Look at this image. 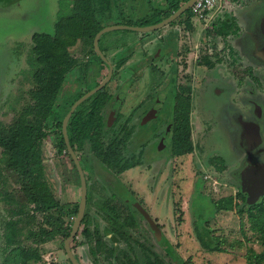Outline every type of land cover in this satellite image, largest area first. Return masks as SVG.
Here are the masks:
<instances>
[{
	"label": "rangeland",
	"instance_id": "374dc122",
	"mask_svg": "<svg viewBox=\"0 0 264 264\" xmlns=\"http://www.w3.org/2000/svg\"><path fill=\"white\" fill-rule=\"evenodd\" d=\"M73 1L15 0L7 8L2 10L0 8V130L11 127L28 133L31 126L37 128L38 122L31 120L30 116L26 117L24 112L25 107L32 103L30 91L34 88L32 67L29 64L31 35L36 32L53 34L57 12L59 10L66 12ZM239 1L221 0V4L208 15L207 21H196L197 23L193 24L191 18V29L185 28L183 23L185 15H182L171 24L147 35L130 29H116L103 33L100 40L102 48L109 49L114 47L116 41L126 42L129 40L128 46L118 53L114 50H109L106 53L110 62L113 63L117 57L131 51V56L125 64V72L119 70L122 71L120 75L114 77L108 85L110 90H113L118 81L126 79L130 75L134 61L141 57L144 59V51L155 49L156 39L158 41L169 35L177 34V48L173 50L170 57L171 60L176 59L178 65H170L168 71L166 62L167 65L164 69L168 71V75L176 76L175 87L181 95H189L192 98L189 117L193 149L187 154L169 159L168 157L164 158V155L170 152L169 147L168 149L166 147L165 151H155L159 131H163L169 119L172 118L171 86L173 84L171 82L167 87L163 86L168 79L166 75L161 82L163 85L160 83L158 85L155 82V87L152 88L154 92L161 90L166 93L165 99L161 101V111L154 118L161 124L154 135L156 138L151 142L146 141L145 130L137 127L124 149L125 157H129L131 154L136 156L138 150L144 152V154L137 155L142 166L130 168L131 170H128L131 172L126 170L124 171L126 173L115 177L91 154L89 148L85 147L83 150L76 151V154L81 158L85 174L87 173V187L92 194L89 213L77 232L76 241L82 239L81 229L85 225L92 226L93 223L99 226L105 240L110 241L113 230L111 223L103 217L106 210L108 213L116 215L118 220L126 226L137 223L138 226L132 230V234L138 239L148 240L152 248L169 261H175V258L172 257V253L175 251L177 254L180 253V256L190 255L192 260L188 261L189 264H248L251 258L261 252V241L259 234L252 228L251 215L264 212V196L257 200L256 203H259V206L250 208L252 205H249L246 196L240 193L238 172L245 165L244 153L238 152L236 148L228 149L227 146H224V144L227 145V141H238V127L232 125L230 127L232 130L229 129L231 132L223 137L221 142L223 145H218L212 139L210 130L209 114L212 111V104L209 102L213 99V95L207 100L208 109L205 112L198 106L200 99L198 74L201 69L199 65L203 57L213 58L215 54L212 56L211 52H216V49L222 45L219 38L206 37L205 32L211 30V25L217 24L218 19L231 14L230 8L235 7L236 2L239 3ZM163 3V0H114V6L110 8L108 16L102 17V24L104 26L121 25L127 20L130 23H136L142 17L152 19L155 17L152 12L163 7ZM258 11L261 9L259 8ZM254 14L258 17V13ZM62 39L72 45L69 53L73 57L79 56L78 58L82 60L86 58V55H89V57L93 56L99 60L96 54L94 56L90 45L79 44L80 40H74L67 36H63ZM156 63L158 64L159 61ZM160 65L162 66V63ZM91 70L90 81L96 77ZM104 71L105 68H102L100 79ZM145 72L146 70L143 75ZM77 73L83 74L81 70L78 72L77 68L67 74L58 97L56 110L59 109L57 117L60 121L69 107L70 99L67 98V94L70 89H75L77 86L71 83L73 75ZM123 90L126 92V99L122 106L124 116L131 112L137 101L142 99L147 88L130 83L129 87ZM136 123L139 124L137 118L134 117L132 124ZM41 128L45 134L42 135L35 148L37 165L34 170V184L46 204L50 205V215L56 217L58 215L57 203H63L66 208H71L74 203L79 202L80 180L67 151L57 152L54 143L56 138H59L60 130L55 122L48 120ZM147 150L150 151L147 153ZM217 154L226 159L224 167H221L218 162L215 164L209 162V159L217 157ZM252 155L254 159L262 160L264 158V152H252ZM0 191L9 193L14 199V202L9 205L0 200V264H3L2 259L6 245L5 220L10 215L9 209L13 214L17 213L16 209L24 198L17 182V175L6 168L4 164L1 148ZM137 204L147 211L158 228L149 224L142 213L139 214L136 211ZM29 213H31L30 210ZM191 213L196 220L197 230L201 237L205 236V228H207L205 223L209 222V227L214 229V237L219 241L223 252H208L201 247L191 230ZM36 215L38 219H42L40 213ZM24 217L26 220V216ZM63 218L65 223L71 221V216L68 214H63ZM17 226L22 230L27 228V224L23 220ZM154 228L158 230L155 231ZM178 229L184 230L181 234L183 239L179 242L176 235L179 233ZM76 241L71 242V247L82 264H108L102 257H97L94 262L88 252L87 245H78ZM21 242L23 245H30V242L23 237ZM118 245L124 247L121 242H118ZM168 245L172 247L171 250L167 249ZM42 250L43 256L38 263L69 264L62 249L61 236L58 235L52 242L44 244ZM136 251L139 254V250L136 249ZM167 252L171 254V257L165 255ZM112 263L115 264L114 259H112ZM28 264H36V262L30 261Z\"/></svg>",
	"mask_w": 264,
	"mask_h": 264
},
{
	"label": "trees",
	"instance_id": "16d2710c",
	"mask_svg": "<svg viewBox=\"0 0 264 264\" xmlns=\"http://www.w3.org/2000/svg\"><path fill=\"white\" fill-rule=\"evenodd\" d=\"M112 1L74 0L66 12L60 10L57 12L53 34L36 32L31 36L32 45L29 64L32 67L34 88L30 91L32 103L25 107L24 112L26 117L30 116L31 120L37 121L38 126L37 128L31 126L28 133L11 127L0 130V148L2 149L4 164L6 168L17 175V182L24 198L16 209L17 213L13 214L12 210L9 209L10 215L5 220L6 245L2 259L3 264H28L30 261L40 264L38 262L43 256L42 246L52 242L58 235L62 237L63 249V240L70 232L71 224L78 209V202L74 203L71 208H66L63 203H57L58 215L56 217L50 215V205L46 204L34 184V170L37 165L35 148L42 135L45 134L41 130L42 125L48 120H52L60 130L59 138H56L54 143L57 152L66 151L61 132V121L57 117L56 107L66 76L76 66L77 60L69 53L71 44H68L62 37L67 36L74 40H82L86 45H90L91 51H94L93 38L104 27L101 19L108 15ZM163 1V7L152 12L155 16L152 19L142 17L136 23H130L127 20L123 24L144 26L157 23L168 17L187 0ZM182 15H185L183 22L185 28L191 29V9L186 10L180 16ZM230 26L231 23L224 21L218 27L213 26L211 30L206 32L213 37L222 33L226 35L231 28ZM102 36L103 34L99 37V45ZM124 42L120 41L115 46L124 45ZM169 45L172 49L176 47L175 42H171ZM106 49L101 47L103 51ZM171 81L173 84L171 86L173 106L169 145L170 156L174 157L191 152L193 145L189 117L191 97L181 95L175 87L174 78ZM80 95L79 93L76 97ZM107 100L108 96L104 89H101L83 101L69 118L67 136L75 151L88 147L106 169L118 175L128 168L139 165L140 160L134 155L124 157L121 154L131 134V128H124L122 136L117 132L111 133L103 129L102 110ZM240 193L242 194L241 191ZM0 200L7 205L14 202L13 197L3 191H0ZM91 200L92 194L90 189L87 188L86 209L80 227L89 213ZM257 206H259V203H255L250 208ZM26 209H29L31 213ZM37 213H40L41 220L37 218ZM63 214L71 216L69 223H65ZM24 216H26V220H24ZM103 217L112 226V234L108 229L111 234L110 241L105 240L103 232L96 223H93L92 226L85 225L81 229V240L76 241L77 233L73 239L78 245H87L88 252L93 257L94 262L97 257H102L108 264H113L112 259L115 260V264H189L188 260H181V258H178L177 262L166 260L152 248L148 240L136 238L132 234V230L137 228V223L126 226L118 220L116 215L110 214L106 210ZM22 220L27 224L25 230L17 226ZM193 223L196 237L202 248L208 252H223L219 241L214 237V229L209 227V222L205 223L207 228H205L204 237L199 234L195 219ZM251 223L252 228L259 234L262 250L251 258L248 264H262L264 263V212L252 214ZM22 237L29 241L30 245H23L21 242ZM118 242L123 243L124 247H119ZM136 249L139 250V254ZM74 255L79 260L78 256ZM165 255L171 257L168 252Z\"/></svg>",
	"mask_w": 264,
	"mask_h": 264
},
{
	"label": "flooded vegetation",
	"instance_id": "af4514ba",
	"mask_svg": "<svg viewBox=\"0 0 264 264\" xmlns=\"http://www.w3.org/2000/svg\"><path fill=\"white\" fill-rule=\"evenodd\" d=\"M14 1L15 0H0L1 10L7 8L9 4L11 2L13 3ZM258 1V3H256V0H240L239 3L236 2V6L230 8V10H232L231 14H227L226 17L218 19L217 24L211 25V28H213V26L218 27L220 23L222 24V22L224 21L231 23V28L228 34L225 35V33H222L213 37L212 35L205 32L206 37H212L213 39L219 38V40L222 42V45L221 47L216 49V52H211V55L215 54V56L212 55L213 58L209 59V56L206 58L203 57V60H201V63L199 65V68L201 67L200 74H198V87L200 96L198 106L202 111L205 112L208 109L207 100L210 98V96L213 95V99H211L209 102L210 104H212V111L209 114L212 139L215 140L218 145L222 144L221 142L223 140L224 135H227L229 134V132H231L229 131V129H231L230 127L232 125H236L238 127V141H227V145L224 144V146H227L228 149L236 148L238 149V152L244 153L245 165L242 169H244L250 164H254L255 162H264V158L262 160L254 159L252 155V152H264V0ZM220 4L221 3H219V5ZM249 7H251V9H249ZM259 8L261 9V11H258ZM254 13H258L257 21L254 19ZM191 18L194 22L193 16ZM243 22L248 26V30L246 31L245 29V31L249 34H245L246 37L244 35H241L244 31ZM156 31H152L150 33H154ZM247 35L249 38L247 37ZM176 36L177 34H174L169 35L164 39H159L158 41L156 39L154 43L155 49L153 51H144V59L141 57L140 59L134 61V67L131 68L130 75L126 79H121L120 81H118V83L115 84L113 90L108 89V85L113 81L114 77L116 78V76L120 75L122 71L125 72V64L131 56V51L130 53H126V55L117 57L113 63L107 59L106 53L109 50H114V52L118 53L119 51L125 49L128 46L129 40L124 42V45L121 46H115L118 42H120L116 41L114 47H111L109 49L107 48L104 51L101 50V45H99V48L105 56L106 61L100 58L95 49L94 56L96 54L101 61L98 60L96 57V59L93 56L89 57V55H86V58H83L82 60L78 58L79 56H74V58H76L77 60V64L72 69L77 68L78 72L81 70L83 74L77 73L73 75L71 83L76 84L77 86L75 87V89H70L69 93L67 94L68 99H70L68 109L76 99H78L88 90L98 85V83L106 77L108 72V64L106 62L108 61L112 66V74L108 82L102 88L108 96V100L106 101L102 110L103 129L111 133L117 132L119 135L122 136L124 128H131L132 134L135 128L140 127L141 129L143 128V130H145V134L147 136V138H145L146 141L149 140V142H151L154 138H156L154 137V135L156 134L157 129H159L161 125L158 121H155L154 118L160 113L161 101L164 100L166 97L165 92L161 90L154 92L152 88L155 87V82H157L156 84H162L161 82H163V79L166 75L168 76V79L166 80L164 85L162 84L164 87H167L172 82V78H174V82L176 80L175 75L171 76L168 75L169 73H167L170 69V65H178L177 60H171L170 57V54L173 52V50H176L177 48ZM240 36H242L246 42V48L244 52L249 54V58L246 55H242L241 51L236 48L233 44L234 38H240ZM258 37L262 38L263 40V42H261L260 44L263 56L258 58H251V53L253 54L254 52L253 42H255L256 38ZM80 41L81 42L79 44H83V41ZM171 42L176 43V47L174 49H172L169 45ZM175 52L177 53V51ZM157 61H159L158 64L156 63ZM166 62L168 63V71L164 69L165 65H167ZM118 63L120 64L118 65ZM160 63H162V66L160 65ZM102 68H105V71L100 79V75H102ZM90 70L96 76L92 81L89 80ZM144 70H146L145 75H143ZM130 83L136 84L138 87L145 86L147 88V91L142 97V99L136 102L135 106L131 109V112L123 116L122 106L126 99V92L123 89L128 88ZM208 88H210V90H208ZM79 93L81 95L79 97H76ZM191 101L192 98L190 102ZM57 110L59 112L58 108ZM134 117L137 118V122L139 123L138 125L137 123L132 124V119ZM115 125H117V127H115ZM170 136L171 122L169 119V122L167 123L163 131H159L155 151H165L166 147L167 149L169 147L170 151ZM125 147L122 149L121 152L122 156L124 157ZM148 151L150 150H147L146 152L148 153ZM74 152L76 154L75 150ZM140 153L144 154V152L138 150L136 157L137 155L139 156ZM77 157L81 164V158L78 155ZM167 157L168 159L172 157L170 156V152L169 154L167 153V155H164L165 159ZM209 160L210 163L215 164L216 162H218L220 163L221 167H224V162L226 159L217 154V157H211ZM141 164L142 163L140 160L139 165L142 166ZM86 168H88L87 165ZM82 169L85 174V170L83 167ZM242 169H240V171L238 172L240 182V173L242 172ZM110 172L115 177L122 173L121 172L120 174L116 175L112 171ZM85 178L87 179V184V173L85 174ZM113 194L115 193L113 192ZM242 194H244L247 199V194L244 192H242ZM136 211L140 214V211L137 210V208ZM154 224L155 228H158L155 222ZM78 261L80 262V260ZM80 264L82 263L80 262Z\"/></svg>",
	"mask_w": 264,
	"mask_h": 264
},
{
	"label": "water",
	"instance_id": "95a60500",
	"mask_svg": "<svg viewBox=\"0 0 264 264\" xmlns=\"http://www.w3.org/2000/svg\"><path fill=\"white\" fill-rule=\"evenodd\" d=\"M194 1L195 0H187L177 10L171 13L168 17H166L165 19L157 23L144 25V26L125 25V24L104 26L95 34L93 38L94 49L96 50L100 58L106 61V58L103 55L102 51L100 50L99 44H98L100 35H102L103 33L107 31L116 30V29H130V30H133L139 33H147V32L156 31L160 28L165 27L172 21L176 20L182 13L190 9ZM106 63L108 64V72H107L106 77L101 82H99L98 85L88 90L78 99H76L72 103V105L70 106L66 114L64 115L62 122H61V132H62V136L65 142L66 151L71 157V159L73 160V163L75 165V168L77 170V173L79 175V180H80V199L78 202V209L73 219V222L71 224L70 232L68 236L63 240V250L70 264H80V262L76 259L74 255V252L71 247V242L76 236V233L78 232L79 227L81 225V221L84 217L86 202H87V184H86L85 174L79 162V159L77 155L75 154L72 146L69 143L68 136H67V124H68L70 116L72 115L76 107L80 103H82L84 100L89 98L91 95H93L95 92L102 89L104 85L108 82V80L110 79V76L112 74V66L110 65L108 61ZM240 177H241V182H240L241 191L247 194V199H246L247 203L249 205L255 204L257 200H259L264 195V162H255L254 164H250L246 166L244 169H242V172L240 173ZM136 207L142 213V215L147 219L148 223L149 224L151 223V225L155 227L154 221L150 218L148 213L139 204H137Z\"/></svg>",
	"mask_w": 264,
	"mask_h": 264
},
{
	"label": "crops",
	"instance_id": "0c3cea01",
	"mask_svg": "<svg viewBox=\"0 0 264 264\" xmlns=\"http://www.w3.org/2000/svg\"><path fill=\"white\" fill-rule=\"evenodd\" d=\"M114 1V0H113ZM113 1H112V5H111V7L112 6H114L113 5ZM259 1L258 0H256V3H258ZM249 9H251V7H249ZM108 16V15H107ZM237 16H238V14H237ZM251 18H252V16H251ZM254 19L257 21L258 20V18L256 17V15H254ZM194 20V22H193V24H195V23H197L196 21L197 20H195V19H193ZM56 21V20H55ZM260 24H261V22H260ZM243 25H244V31L242 32V34L241 35H244L245 36V34H249L248 32H246L247 30H248V26L243 22ZM245 29H246V31H245ZM261 42H263V40H262V38H260V37H258V38H256V40H255V42H253V44H254V47H253V49H254V52H253V54L251 53V58H258V57H262L263 56V52H262V50H261V47H260V44H261ZM233 44H234V46L236 47V48H238L240 51H241V54L242 55H246V56H248V58H249V54H247V53H245L244 52V50H245V48H246V42H245V40L243 39V37L242 36H240V38H234V40H233ZM193 145V144H192ZM138 167H140V165H138V166H135V168H138ZM130 169V168H129ZM128 170V169H127ZM131 170V169H130ZM130 170H128L129 172H131ZM126 171V170H125ZM134 171V170H133ZM123 173H126V172H122L121 174H123ZM191 209V208H190ZM191 222H190V225H191V230L193 231V233H194V236H195V238L197 239V237H196V234H195V229H194V216L192 215V213H191ZM183 218H184V216H183ZM179 227V226H178ZM188 227V226H187ZM166 228H168V227H166ZM179 230V233H177L176 235L178 236V242L180 241V240H182L183 238H182V236H181V234H182V232L184 231H182V229H178ZM186 230H187V228H186ZM186 230H185V232H186ZM159 236V235H158ZM180 238V239H179ZM160 239V238H159ZM197 241H198V239H197ZM178 242H176V244L179 246V244H178ZM198 244V243H197ZM181 246V248H182V245H180ZM167 249L168 250H171L172 249V247L171 246H167ZM177 252V251H176ZM172 257H174L175 258V261L174 262H177V259L178 258H181V260H188V261H190V260H192L191 259V256L189 255V256H187V257H184V256H180V253H175V251L172 253ZM79 258V257H78ZM191 262V261H190ZM195 263H197V262H195Z\"/></svg>",
	"mask_w": 264,
	"mask_h": 264
},
{
	"label": "built area",
	"instance_id": "2783aa9c",
	"mask_svg": "<svg viewBox=\"0 0 264 264\" xmlns=\"http://www.w3.org/2000/svg\"><path fill=\"white\" fill-rule=\"evenodd\" d=\"M221 0H195L190 7L193 19L207 21L211 11L216 9ZM47 264H51L47 262Z\"/></svg>",
	"mask_w": 264,
	"mask_h": 264
},
{
	"label": "bare ground",
	"instance_id": "6f19581e",
	"mask_svg": "<svg viewBox=\"0 0 264 264\" xmlns=\"http://www.w3.org/2000/svg\"><path fill=\"white\" fill-rule=\"evenodd\" d=\"M226 151V150H225ZM229 156V155H228Z\"/></svg>",
	"mask_w": 264,
	"mask_h": 264
}]
</instances>
